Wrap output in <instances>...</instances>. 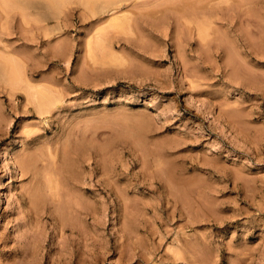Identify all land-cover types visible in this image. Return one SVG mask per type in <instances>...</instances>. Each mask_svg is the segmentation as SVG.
Listing matches in <instances>:
<instances>
[{
    "label": "rangeland",
    "instance_id": "rangeland-1",
    "mask_svg": "<svg viewBox=\"0 0 264 264\" xmlns=\"http://www.w3.org/2000/svg\"><path fill=\"white\" fill-rule=\"evenodd\" d=\"M0 264H264V0H0Z\"/></svg>",
    "mask_w": 264,
    "mask_h": 264
}]
</instances>
